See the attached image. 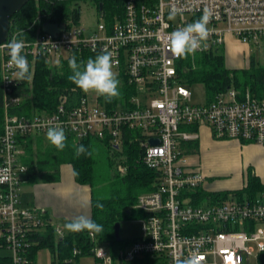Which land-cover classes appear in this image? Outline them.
Listing matches in <instances>:
<instances>
[{
	"label": "built area",
	"instance_id": "obj_1",
	"mask_svg": "<svg viewBox=\"0 0 264 264\" xmlns=\"http://www.w3.org/2000/svg\"><path fill=\"white\" fill-rule=\"evenodd\" d=\"M175 10V19L169 14ZM210 13L207 47L198 53L217 52L230 36L242 44L264 38V0H124L122 13L111 23L99 22L96 31L78 25L52 37L39 31L34 40H22V55L35 59H61L74 51L97 55L111 52L113 71L123 73L134 89L123 103L105 107L97 95L83 93L77 100L67 96L51 114L10 115L4 104L0 134V248L8 251L9 264H31L28 251L39 242L36 236L51 228L56 237L63 228L51 221L44 209L23 207L21 187L27 167L21 157L20 140L45 135L49 126H61L77 141L95 138L121 148L125 133L142 149L143 165L156 173L154 189L138 196L134 206L141 214L142 235L113 259L101 243L88 234L91 247L83 254L74 247L66 264L91 255L100 264H175L194 257L196 264H248V258L264 251V190L254 199L224 201L196 199L205 185L199 169L187 166L185 146L198 140L197 128L207 126L216 140H237L264 146V99L246 91L241 98L231 87L210 102H191L187 86L181 84L177 58L169 47V34ZM103 17V16H101ZM18 37L12 33L0 45V80L4 96L16 83V69L8 64L5 45ZM194 55H189L191 60ZM28 60V59H27ZM159 143L150 145L149 139ZM119 174L125 167L118 165ZM257 264L258 260H257Z\"/></svg>",
	"mask_w": 264,
	"mask_h": 264
},
{
	"label": "trees",
	"instance_id": "obj_2",
	"mask_svg": "<svg viewBox=\"0 0 264 264\" xmlns=\"http://www.w3.org/2000/svg\"><path fill=\"white\" fill-rule=\"evenodd\" d=\"M90 1L96 5L100 16L111 23L113 19L122 13L124 0H29L12 18L9 23V34L18 32V40L32 41L37 34V26L33 23L39 18L41 23L64 24L66 27L78 24L81 2ZM41 31V29H39ZM75 55L77 62H85L88 58H95L96 53L88 50L74 51L68 56L61 58L59 63L50 66L45 57L39 56L35 59L27 57L31 80L19 81L11 86L9 93L4 96L0 80V134L4 117V104L12 97L22 96L18 104H9L8 114L31 116L35 114H51L60 102V98L67 96L71 100H77L83 91L72 84L68 77L71 70L68 67V60ZM176 68L180 77V83L185 86L201 84L205 90V102H210L228 87L234 88L239 98L246 91L258 99H264V65L255 66L252 59L247 67L241 69L229 68L225 58L217 52L198 53L191 57L181 58ZM120 83V96L107 102L103 96H99V102L105 107H114L123 103L134 89L127 85L126 76L121 72L116 74ZM198 130V129H197ZM68 145L63 151H58L47 140L45 135L26 137L20 140L25 150L22 156V163L27 167L25 182L28 184L57 182L61 165H70L75 183L89 186L90 188V215L96 223L103 226V231L94 235L97 243H107L113 259H120L124 246L130 242L122 243L116 241L114 236L115 224L124 219H131L132 216H141L134 208L137 198L142 193L154 189L156 173L143 165L141 160L143 149L131 139L135 134L128 131L125 133L121 148L116 149L107 141H100L95 138H85L80 141L66 136ZM84 145L91 151L92 155L83 154L76 156L72 145ZM189 144V145H188ZM186 151H196L197 143H188ZM34 146L36 153H34ZM100 148L106 151L111 159L118 158V165L125 167V172L120 174L119 179L113 185L109 196L96 198L93 195L92 183L95 169V153ZM193 168V167H192ZM198 169V167H194ZM244 186L231 192H210L205 185L196 192V199L210 198L213 201H224L229 196L238 200H251L257 197L264 190V183L259 177H255L250 171L245 177ZM103 204V208H97V203ZM135 211V212H134ZM127 212H129L127 214ZM131 217V218H130ZM71 222V221H70ZM69 223V222H68ZM88 231L74 233L63 230V235L56 237L51 228L44 233L37 235L39 242L28 251V260L31 264L35 262V255L44 248L48 249L51 256V264H66L71 257L74 247L80 248L83 254H89L91 243L88 238ZM121 245V246H120ZM1 249V248H0ZM259 264H264V251L257 257ZM8 254L0 255V264H9ZM139 263L138 261L134 264Z\"/></svg>",
	"mask_w": 264,
	"mask_h": 264
},
{
	"label": "crops",
	"instance_id": "obj_3",
	"mask_svg": "<svg viewBox=\"0 0 264 264\" xmlns=\"http://www.w3.org/2000/svg\"><path fill=\"white\" fill-rule=\"evenodd\" d=\"M224 39L235 40L230 36ZM245 67L247 66L243 68ZM197 129L198 140L191 142L197 143V150L187 152L185 147L183 156L187 166L200 168L205 176V187L210 192H231L241 189L248 171L264 183V146L227 138L216 140L207 126ZM217 175L226 176L228 179L215 180L214 177ZM23 185H26V188L20 186L21 205L44 209L47 217L60 226L61 221L68 223L80 215L88 217L90 215V188L75 183L70 165L60 166L57 182L34 184L25 182ZM33 264H36V256Z\"/></svg>",
	"mask_w": 264,
	"mask_h": 264
},
{
	"label": "clouds",
	"instance_id": "obj_4",
	"mask_svg": "<svg viewBox=\"0 0 264 264\" xmlns=\"http://www.w3.org/2000/svg\"><path fill=\"white\" fill-rule=\"evenodd\" d=\"M175 16L176 11L173 10L169 14L168 19L173 20ZM209 21L210 13L206 11L200 19L169 34V47L177 58H187L189 55H194L197 50L207 47L206 41L210 34L207 27ZM5 47L8 49L10 57L8 64L16 69L13 74L16 80H31L28 60L21 54L22 49L25 47L24 42L14 36ZM68 67L71 70V75L68 77L69 81L84 93L94 92L98 96H103L107 102H111L120 96V81L113 71L111 52H104L95 58L90 57L86 63H78L77 57L73 55L68 60ZM46 138L58 151H63L68 146L66 144V134L59 125L49 126L46 131ZM72 147L76 156L83 154L92 155L91 151L82 144L73 143ZM96 206L97 208H103V204L99 202ZM64 228L68 232L74 233L88 231L89 233L98 234L103 231L101 224L94 222L85 215H80L71 222L66 223ZM175 264H196V262L194 257H190L184 260H177Z\"/></svg>",
	"mask_w": 264,
	"mask_h": 264
},
{
	"label": "rangeland",
	"instance_id": "obj_5",
	"mask_svg": "<svg viewBox=\"0 0 264 264\" xmlns=\"http://www.w3.org/2000/svg\"><path fill=\"white\" fill-rule=\"evenodd\" d=\"M80 12L78 17V26L83 28L86 32H94L97 29L99 22H106L104 17H101L99 11L96 8V5L90 1L81 2ZM219 53L222 54L225 58L226 65L229 68L241 69L238 67H244L248 65L250 59L253 60L255 66L264 65V38L259 40L257 43L242 44L236 40L229 41L228 39L220 47ZM60 59H49L48 63L50 66L57 65ZM187 90L190 92L191 102L194 104H200L205 101V90L201 84L187 86ZM91 97L95 99L97 96L94 92L90 93ZM34 153H36V147L34 146ZM245 159V157L240 156ZM22 158V157H21ZM95 169H94V179L92 183L93 195L96 198H103L109 196L113 185L117 182L120 177L115 166L119 161L118 158H112L110 155L100 148V150L95 153ZM113 162V163H112ZM247 166V165H245ZM200 170V168L198 167ZM226 176H215V180H226ZM23 185L21 187H25ZM26 188V187H25ZM135 212V211H134ZM131 218V217H130ZM139 216H132L131 219H124L119 222V239L122 243L133 242L142 235V225L138 221ZM61 226L64 228L66 224L65 221H61ZM130 244L124 246L126 248ZM121 246V245H120ZM102 247L106 252L110 253V248L107 243H102ZM8 251L0 249V255H6ZM111 254V253H110ZM112 255V254H111ZM36 256V264H50V252L48 249H40ZM74 264H100L93 256L84 255L77 259V262ZM115 264V263H114ZM248 264H257V260L254 257V254L248 258Z\"/></svg>",
	"mask_w": 264,
	"mask_h": 264
},
{
	"label": "water",
	"instance_id": "obj_6",
	"mask_svg": "<svg viewBox=\"0 0 264 264\" xmlns=\"http://www.w3.org/2000/svg\"><path fill=\"white\" fill-rule=\"evenodd\" d=\"M29 0H0V45L7 40L9 34L10 18L17 13ZM65 30L64 24H56L46 22L41 27V32L56 37L61 31ZM159 143L158 139H149L150 145H156ZM129 212H127L128 214ZM119 227L115 224L114 236L115 240L119 241Z\"/></svg>",
	"mask_w": 264,
	"mask_h": 264
}]
</instances>
